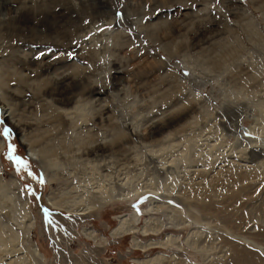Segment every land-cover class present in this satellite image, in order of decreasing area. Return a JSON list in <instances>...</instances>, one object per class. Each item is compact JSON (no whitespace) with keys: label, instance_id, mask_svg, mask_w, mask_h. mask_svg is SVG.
<instances>
[{"label":"bare ground","instance_id":"1","mask_svg":"<svg viewBox=\"0 0 264 264\" xmlns=\"http://www.w3.org/2000/svg\"><path fill=\"white\" fill-rule=\"evenodd\" d=\"M24 1L17 13L22 14L27 10L22 17L28 22L27 13L35 6L34 1L32 5ZM17 2L21 1L0 0V14L3 17L10 14L11 8H14L11 5ZM4 22L0 20L2 29H6ZM8 25L13 26L14 23ZM105 36L98 33L92 37L91 42L98 43L100 38ZM109 52L110 54L100 49L97 53L102 61V67L96 68L97 73L88 74L89 67H83L80 75L64 85L56 83L67 75H57L56 72V75L43 76V64L33 70L31 67L25 80L23 69L13 64V61H17L14 57L10 63L11 67L5 68L13 69V72H4L0 64V103L3 104L5 113L9 114L10 124L20 136L22 145L42 169L50 186L47 197L49 204L69 213L89 217L107 203L127 202L128 206H131L143 194L157 193L180 203L181 207L150 198L143 211L162 214L170 221L169 225L183 229L187 235L183 240L179 234H167L160 240L142 242L135 235L137 213L133 211L130 215L119 216L118 224L111 232L112 237L131 234V242L135 248L147 250L160 247L171 253L158 252L153 257L139 261L137 259L139 264H197L191 258L196 257L195 254L201 259L200 264H264V190L257 196L253 195L255 192H251L257 185L263 186L264 189V172H260L261 169L264 170V160L257 162L253 167H243V170L242 166L233 162L228 168L214 169L216 162L220 161L223 155L235 154L247 159L248 151L252 148V158L261 156L264 152V81L258 83L257 80L255 83L257 70L254 68L253 76H250L247 73L245 75L246 69L237 65L229 64L221 69L215 77V82L222 87L225 109L221 107L219 110L222 113H216L205 104V123L187 121L185 115H177L175 111L178 107L188 108V99L180 100L181 102L175 105L168 101L165 109H156L155 103L149 108L148 116L135 113L127 120L124 111H117L112 105L107 106L108 99H102V96L105 92L111 93L114 102L130 98L136 94L137 87H131V78L136 77V74L127 69L122 74H115L118 57L116 51ZM18 54L20 61H30L21 51ZM191 56L192 54L187 52L184 59L187 60ZM221 58L223 60V57ZM221 64H224L223 61ZM211 69L214 70L212 67ZM56 70L59 71L60 68ZM228 73H233L231 79L222 80ZM8 75L11 80L7 78ZM124 76L128 77L127 86L124 85ZM70 86L75 88L68 90ZM35 88L37 99L29 101ZM191 95L187 98L192 97ZM242 101L248 102L246 106L249 109L244 110ZM172 111L176 113L175 116L170 115ZM250 111L254 113L252 116H249ZM192 112L194 114V111ZM241 113L246 118L255 120L253 127L247 132L251 135L250 140L248 139L250 142L246 138L241 141L238 137L237 142L225 143L226 136L235 133L237 124L234 122L236 118H241ZM220 117H225L226 123H222ZM157 118H162L165 123L162 122L164 128H159L161 130L171 127L185 128L167 135L162 131L165 135L163 140H155L161 130L147 131L146 133H150V142L146 143L149 139L142 137L145 133L142 134L140 128L144 126L143 120H146L147 125L153 124ZM183 119L186 120L184 124H189L188 126H184ZM134 139L143 143L145 151L138 147L139 144H134ZM260 144L263 148H254ZM2 146L3 140L0 138V151ZM148 158L149 164L156 163L154 158H157L159 166L154 168L155 171L149 174L147 179L136 182L137 173H132L131 166L135 168L137 162H145ZM195 164L210 167L213 171L208 172L214 174L207 175L208 172L199 170L201 167L198 168ZM193 166L196 170L191 169ZM1 171L0 154V173ZM145 172L146 170H142L139 176L142 177ZM256 179L259 181L256 182ZM256 210L260 213L259 216ZM35 224L36 220L21 182L15 177L4 181L0 176V264H46L30 237ZM164 226L160 218L149 216L145 220L142 234H157ZM84 234L88 238L98 240L95 231L91 229H84ZM102 240L106 241L105 238Z\"/></svg>","mask_w":264,"mask_h":264},{"label":"rangeland","instance_id":"2","mask_svg":"<svg viewBox=\"0 0 264 264\" xmlns=\"http://www.w3.org/2000/svg\"><path fill=\"white\" fill-rule=\"evenodd\" d=\"M19 1L21 2L11 5L14 8H11L10 14L5 17L0 14V20L2 19L6 24V29L0 28V64L2 70L4 72L8 70L13 72V69L5 68L6 66L11 67L10 63H12V57H14L17 61H13V64L21 68V70L23 69L22 71L24 72L22 73L25 80L28 77L29 70H33L38 65L43 64V76L56 75V72H58L57 75L66 74V78H61L56 83L64 85L72 82L71 79L80 75L83 67H89L88 74L97 73L96 68L102 67V61L97 55L100 49H104L108 54H110L109 51H116L118 60L116 62L117 69L114 73L119 75L127 69L130 73L136 74V77L131 78L133 80L131 87H134V89L137 87L136 94H133L128 99H123V101L114 102L113 95L105 92L102 99H108L107 106L112 105L117 111H124L127 115V120L132 118L135 113L148 116L149 108L153 107L155 103L156 109H165L168 101L175 105L181 102L180 100L188 99V108L182 109L178 107V110L174 111L179 116L185 115L186 117H184L187 121L192 120L191 122H193L195 120V122L200 121V124L205 123V104L210 106L212 112L222 113L219 109L221 107L225 109V106H223L225 102H223L222 87L215 82V77L218 76L222 68L229 64L246 69V72L245 70L243 72H245V75L248 74L250 76H253L252 71L255 68L258 72L255 83L264 81V0H246V3L242 2V0H220V4L216 5L215 8L213 5L216 0H57V2L56 0H36L37 2L35 0H26L28 5H32L34 1L33 4L35 6L27 13L28 22L22 17V14L27 12V10H24L22 14L17 13L25 2L24 0ZM9 18L12 20L11 22ZM8 23L12 25L14 23V25L9 26ZM98 33L106 36L100 38L98 43L94 41L92 43V37ZM20 51L24 56H27V59L30 60L29 62L24 63L18 59V52ZM187 52L192 54V59H190L191 57H188L187 60L186 58L184 59V55ZM69 53H71V58L67 55ZM237 55L240 56V59ZM38 56L40 59L36 58ZM221 57H223V60ZM208 61L210 64H208ZM222 61L225 65L221 64ZM57 68H60V70L57 71ZM183 71H187L191 75L185 77L181 74ZM213 73L214 75H211ZM232 76L233 73H228L222 80H229ZM7 78L9 80L12 79L9 75ZM124 80L126 82L124 85L127 86L129 84L128 77H125ZM72 88L75 87L70 86L68 90H72ZM197 92L200 93L199 98L196 96ZM33 93L30 95L29 101L37 99L36 88ZM180 95L182 96L180 97ZM188 95L192 96L189 97L192 101L187 98ZM115 99L118 100L119 98ZM21 104L22 102H20ZM121 105L123 109H121ZM246 105H248L247 101L241 102L244 110L249 109ZM180 110L182 112H179ZM174 111L171 112V116L176 115ZM192 111H194V114ZM243 113H241V118L235 119L234 123L237 124L234 129L235 133L226 136L225 143L232 144L237 142L238 137L241 138V141L246 138L250 142L249 138H251V135H245V133L253 127L255 120L246 118ZM253 114V112H249V116ZM255 114H257L256 111ZM8 115L5 113L3 104L0 103V123H6L13 128ZM162 118H157L153 124H147L148 126L145 125L146 120H143L145 127L140 128L142 134H145L142 137L149 139L150 133H146L147 131H160L164 128L165 123ZM224 118L220 117L222 123H226V118ZM239 119L240 121L238 122L237 120ZM186 120L183 119V124ZM188 125L184 124V126ZM130 129L132 130V128ZM169 129L161 130L160 135L155 136L156 138L154 137L155 140H163L165 135L170 132L175 133L181 130L179 127H176V129L171 127ZM13 130V140L11 142L17 145V154L29 160L34 173L44 176L40 165L30 157L22 145L17 131H15V128ZM0 131H2V128H0ZM162 131L166 134L164 135ZM222 133L224 134V132ZM225 133L227 132L225 131ZM138 140L134 139V144H139L138 147L145 151L143 143ZM149 142L150 139L146 143ZM8 143V141L3 140V146L0 151L2 161L0 176L4 181L15 177L21 182L22 189L29 201L31 212L36 220L30 237L43 255L46 264H139L136 262L137 259L139 261L150 258L158 252L171 254L169 250L165 251L160 247L147 250L135 248L131 242L133 236L131 234L118 238L111 236V232L118 224L117 218L121 215H130L133 211L137 213L138 217L135 235L142 242L160 240L165 238L167 234H179L178 236L182 240L186 237V231L169 225L170 221L162 214L157 212L145 213L143 211L148 206L150 198L181 207L180 203L164 198L157 193L148 192L143 194L131 204L132 207L128 206L127 202L107 203L89 217L52 207L47 200L50 186L46 178L44 177L46 184L41 186L31 180L26 174L23 177L17 175L14 165L7 159ZM257 146L263 148L261 144L256 145L254 148L258 149L259 147ZM252 150L253 148L250 152L248 151L247 159L235 154L223 155L220 157V161L216 162L214 169L228 168L233 164L242 166L241 170L244 169L243 167H253L257 162L264 160V152L260 150L262 155L252 158ZM148 156L153 159L151 155ZM149 158L145 162H137L138 165L135 168L131 166L132 173H137L136 182L141 179H147V176L155 171L154 168L159 166L157 158H154L156 163L152 164H149ZM111 161L115 162V160ZM195 166L191 167V169L196 170ZM197 166L198 168L201 167L199 170H204L205 173L208 170L209 172L212 170L210 167L205 168V166L203 167L200 164ZM144 167H147V169ZM169 167L167 166V168ZM141 168L146 170L142 177L139 176L142 171ZM235 170L237 169L235 168ZM209 172L207 175L214 174ZM260 172H264V170L261 169ZM162 173H164L163 170ZM131 181L133 182V180ZM255 181L258 182L259 180L256 179ZM28 185H31L37 194L42 197L40 201H36L28 194ZM252 190L251 192H255L253 195L257 196L264 189L263 186L257 185ZM134 204L137 205L139 211H137V208H133ZM43 207H47L54 214L53 219L59 224L58 229L47 226L44 214L41 211ZM256 214H258L257 216L260 215L257 210ZM149 216L160 218L165 226L157 234L149 233L143 235L142 228ZM86 228L95 231L98 240L95 241L88 238L84 234V229ZM102 238H105L106 241L102 240ZM19 255L21 256L22 253H19ZM195 256H191V258L197 264H200L201 259H198L199 256L197 254Z\"/></svg>","mask_w":264,"mask_h":264},{"label":"snow or ice","instance_id":"3","mask_svg":"<svg viewBox=\"0 0 264 264\" xmlns=\"http://www.w3.org/2000/svg\"><path fill=\"white\" fill-rule=\"evenodd\" d=\"M242 2L246 3V0H242ZM218 4H220V0H216L213 7L215 8L216 5H218ZM67 55L69 56V58H71V53H69ZM36 58L40 59L39 56ZM177 63H178V61H177ZM181 74L185 77H188L191 75V73H189L187 71H183ZM196 96H197V98H199L200 93L197 92ZM0 128H2V131H0V138L9 142L8 143L7 159L9 161H11L12 164L14 165V168H15L17 175L23 177V175L26 174L28 177L31 178V180L35 181L37 184H39L41 186H44L46 184L44 176L43 175H37L36 173H34L31 169V164H30L29 160L22 158L17 154V152H18L17 145L11 142L13 140V132H14L13 128L11 126H8L6 123H0ZM245 135L250 136V133H245ZM17 139H18V137H17ZM27 192L36 201H40L42 199V197L37 194V192L31 187V185L27 186ZM133 208H137V205L134 204ZM41 211L44 214V219L47 222V226L49 228L58 229L59 224H57L56 221L53 219L54 214L47 207H43L41 209ZM137 211H139L138 208H137Z\"/></svg>","mask_w":264,"mask_h":264}]
</instances>
